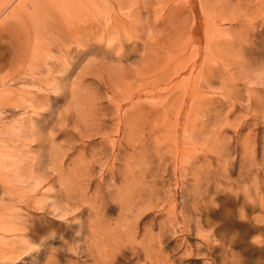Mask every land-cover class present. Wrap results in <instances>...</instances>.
I'll return each mask as SVG.
<instances>
[{"label": "rangeland", "instance_id": "374dc122", "mask_svg": "<svg viewBox=\"0 0 264 264\" xmlns=\"http://www.w3.org/2000/svg\"><path fill=\"white\" fill-rule=\"evenodd\" d=\"M182 1L127 0L125 13L117 0L102 3L100 20L119 26L77 32L79 44L65 26L41 23L40 32L36 23L32 45L48 44L46 57L0 33V77L22 78L9 85L17 103L6 104L0 135L47 180L23 194L0 182V222L11 203L26 220L0 230V264H264V0ZM205 6L219 32L212 88L199 100L171 93L178 108L146 100L150 90L170 95L168 82L150 86L143 75L152 62L169 68L161 54L177 30L193 29L200 55L182 60L201 69ZM22 116L36 127L18 140L10 127ZM56 202L69 209L64 218Z\"/></svg>", "mask_w": 264, "mask_h": 264}, {"label": "bare ground", "instance_id": "6f19581e", "mask_svg": "<svg viewBox=\"0 0 264 264\" xmlns=\"http://www.w3.org/2000/svg\"><path fill=\"white\" fill-rule=\"evenodd\" d=\"M186 1L187 0H183L182 2H179L178 4H176V6L186 7ZM98 2H99V4H98ZM102 3H107V5H109V4H111V0H0V15L3 16V19H4L3 21H1L2 19L0 20L1 21L0 22V33H2V35H4V33H6V32H9V33L11 32V35H8V38L10 40L16 41L17 45H19V46L21 44H19L18 42H21V41L29 42L28 44L31 45V47L33 46V49H34L33 52L37 54L35 56H38V57L45 56L46 57L42 48H45V46L47 47L48 44H46V45L44 44V46H42L40 49H37L36 48L37 46L32 45L33 37H35V42L39 38L37 35L38 30L40 32L43 31V26L41 25V23H44V28L52 27L56 24H59L60 26H65V29L68 30V34L72 38V41H74L75 43H78V44L84 40V37L81 35L78 36L77 32L79 34V32H81V31H83V32L87 31L88 33H90V32L93 33V31H95V32L97 31L98 33L100 32V33H103V35H105L106 29L111 28V25H112V28H113V25L118 27L119 25L115 21L116 19H118L117 16H116L117 18H109L108 19L110 27L105 26V23L102 20H100L101 17L104 20H106L103 16L104 15L103 13H104L106 8L102 9V6H101ZM116 3H117V6L119 7V9L121 11H124V13H125V11L128 12L129 7H127L126 5H129V3H127V0H123V1L117 0ZM187 5H188V8L190 7L192 9H194L193 3L191 1H187ZM208 10L205 6L204 10H203V14L201 15L202 16L201 21L203 23L204 30H205L204 31V37H203L204 59L201 63V69H199V67H198V62L197 63L194 62V63L190 64L189 61H188L189 63H186V62H183V60H182L183 57H185L184 55H185L186 51H189V54H193L195 51L196 56L200 55V51H201V47H200L201 44L200 43L201 42L194 35L193 29L184 30V31L177 30L175 32L176 36L174 35L176 38L175 37L174 38L175 39L178 38V39L176 41H174V43L172 44L173 47L169 48V51H166L165 53L162 52L163 54H161L163 58L171 57L174 60V61L170 62L171 58L168 59V61L170 60L169 61L170 62L169 68L167 67V70H162V69L159 70L157 68L158 69L157 70L156 67H154L155 64L152 62L151 65H153V67L151 69H149L150 67L148 66L149 70L147 69V71H146L147 74L145 72V74L143 75V76L146 75L145 78L147 80H150V83H149L150 86H152V84H155L156 81L162 82V80H163L166 83L168 82V87L165 89L168 91V94H170V95H168L166 100L161 101V97L159 94L160 90L157 91L158 93H154L153 90H150V92L148 91V93L145 96L146 100L152 99L154 101H157L158 106H161V105L163 106V105H166V103H168V101L170 99H173L174 100L173 104L170 107L178 108L180 106L181 96H179L178 98H173L174 94H171V93H174L175 91L180 92V90L186 92V90L189 89V90L195 91V93L198 94L197 100H199L201 94H203L205 91L212 88V81H211V76H210L211 74L210 73L208 74L207 71L209 70V67L213 61L211 44L219 32L212 30L213 25H216L217 23L213 22V20H212L213 15ZM125 15L128 19L129 18L131 19V16L129 14L126 13ZM11 16H13V17L10 20L6 21L7 18L9 19ZM50 20H52V22H49ZM36 23H37L38 30H36ZM14 26H15V28H14ZM16 27H17V29H16ZM12 28H14L16 30H11ZM191 28H192V26H191ZM53 36H54V34L51 36V39L54 40V42L56 40H58L59 37L55 36V39H53ZM85 40H87V39H85ZM160 51H162V50H160ZM192 59H194V58H192ZM162 60H164V59H162ZM30 68L28 70H31ZM146 68H147V66H146ZM188 73H190L189 76H191L190 79L188 76L189 80L185 77ZM194 73H197V75L195 77H192ZM140 74L141 73H139V75ZM260 74H262V76H263V73H260ZM140 76H142V75H140ZM18 79L20 80L22 78L10 77L9 79H5V78L0 77V86L2 87V90H3L0 92V124H2V126H3V124H5V122H4L5 119H3L2 115H3V112H5L4 110H5L6 104H12V103L16 104L17 103L16 102L17 97H16V95H14V92H13L12 88L9 87V85H10V83L17 81ZM251 79H253V78H251ZM260 79H261V77H260ZM158 87H160V86H158ZM155 89H158L157 86H155ZM182 93L183 92H180V94H182ZM132 98L133 97H131V99ZM19 99H20V102L22 101L21 105H25L27 103L33 104V100H31V99L29 100V98L23 99L19 96L18 100ZM163 99H165V98H163ZM25 108H26V106H25ZM117 111H118V116L120 118V111H121L120 105L118 106ZM23 115L26 116V113L24 112ZM121 115H122V113H121ZM14 122H16V124L14 126L10 127V131L12 130L11 132L13 133L14 137L18 140L26 138L28 133L31 131L34 132V128L36 127V121L35 120H33L31 118L27 119L23 116L18 117L17 119L14 120ZM6 143L7 142L0 135V153L8 152L9 154H11L10 149H9V144L7 145ZM13 156L20 158V156H17V155H13ZM21 162L23 164V162H24L23 159ZM5 163L6 162H4V161H0V182H1V184H3L5 186L4 188L7 191H10V188H11L10 186H13V184L11 183V173H9L6 170ZM21 172L25 176L35 180V186L30 187V188H33L34 191L38 188H43L42 185L45 182H47V180H45L44 176L36 175L34 170H29V169L25 170L22 167ZM16 192L18 193V189L16 190ZM40 202H42V201H40ZM0 206H1L0 209L1 208L3 209L4 207H6L4 205H0ZM9 206H10V208L13 209L14 214L13 215L10 214L8 217L5 216L6 218H3V220H1V222H0V230L2 232L5 231L7 234L18 231L20 226L17 227L18 222L16 220H21V222L23 220V226H24V222H26V220L24 221L25 218L22 219V217H20L21 215L15 214L16 210L14 208H17V210L19 209L16 205L11 203ZM60 206L61 205H58L56 202L53 204V209L55 212H57L59 210L60 213L62 214V216L60 215L59 217L64 218V216L66 215V211H68L69 209L64 207L63 205L61 207ZM65 206H67V205H65ZM73 207H75V206H73ZM64 213H65V215H64ZM20 224L22 225V223H20ZM20 228H22V227H20Z\"/></svg>", "mask_w": 264, "mask_h": 264}, {"label": "clouds", "instance_id": "9594fccd", "mask_svg": "<svg viewBox=\"0 0 264 264\" xmlns=\"http://www.w3.org/2000/svg\"><path fill=\"white\" fill-rule=\"evenodd\" d=\"M0 161L6 162V170L11 173V183L18 189L21 194H23V192L30 187L35 186L34 179H31L22 174L21 168L23 165L18 157L13 156L8 152H3L0 153Z\"/></svg>", "mask_w": 264, "mask_h": 264}]
</instances>
